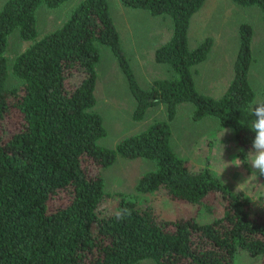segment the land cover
I'll use <instances>...</instances> for the list:
<instances>
[{
  "label": "trees",
  "instance_id": "trees-1",
  "mask_svg": "<svg viewBox=\"0 0 264 264\" xmlns=\"http://www.w3.org/2000/svg\"><path fill=\"white\" fill-rule=\"evenodd\" d=\"M66 1L6 0L0 9V264H134L144 259L233 264L240 250L264 264V211L208 168L190 170L171 147L170 122L177 106L190 102L194 120L215 117L251 149L254 119L248 114L241 118L255 96L248 81L250 25L239 27L231 82L213 97L197 89L191 70L206 59L212 39L206 37L193 49L188 44L191 18L205 0H119L130 9L166 15L172 23L171 37L154 51V60L167 64L172 76L144 89L107 0H80L59 27L38 38L37 10L56 9ZM231 1L257 6L264 20V0ZM14 30L30 45L12 64L19 85L8 87L6 48ZM100 46L110 48L125 75L135 100L133 120H142L151 107L164 104L166 109V120L152 122L114 148L98 144L106 135L94 111ZM117 156L154 161L156 169L140 176L136 191H163L196 207L194 212L165 219L152 206L121 194L116 208L108 210L103 171ZM199 208L211 215L219 210L200 221ZM125 209L131 215L118 218Z\"/></svg>",
  "mask_w": 264,
  "mask_h": 264
},
{
  "label": "rangeland",
  "instance_id": "rangeland-1",
  "mask_svg": "<svg viewBox=\"0 0 264 264\" xmlns=\"http://www.w3.org/2000/svg\"><path fill=\"white\" fill-rule=\"evenodd\" d=\"M5 1L0 0V9ZM79 1L67 0L56 9L40 7L36 12L38 38L59 27ZM107 1L120 32L125 54L140 87L146 89L155 79L171 77L169 66L157 63L152 52L169 37V18L154 17L142 10L126 8L119 0ZM191 21L190 37L188 36L190 48L196 47L206 37L212 39V46L206 59L196 64L197 67L194 69L197 70H194L193 75L198 90L213 97L221 96L231 82L233 63L240 43L239 27L242 23L250 25L252 61L248 70V81L255 93L251 104L262 100L264 20L261 10L257 6H240L231 0H205ZM29 45V41L19 37L17 30L9 34L6 48L8 87L19 85V80L12 72V64L16 55ZM100 54V61L96 65L94 111L101 115L106 135L98 140V144L114 148L123 138L139 133L152 122L166 120V109L164 104H160L149 108L142 120H133L135 100L129 91L125 75L109 47L100 46ZM193 112L194 106L190 102H183L177 106L176 115L170 122L171 147L174 152L185 161L190 170L208 168L229 189L240 190L251 196L253 206L264 211V180L258 176L257 180L250 178L245 181L252 172L248 154L250 148L241 146L235 140L234 131L228 127H221L215 117L206 116L194 120ZM246 114L244 110L241 118ZM235 158L240 159V167L229 163ZM225 163H229V166L227 167ZM155 169L156 164L152 160L117 156L114 163L103 171L104 189L110 195L109 202L106 203L108 210H114L120 196L124 195L135 198L139 205L152 206L155 212L165 219L190 216L196 207L172 200L163 191L150 194L136 191V183L140 176ZM117 194L121 195L118 197ZM220 198L222 201L221 196ZM215 204L218 205V200ZM199 209L196 217L200 221L212 219L219 210L211 215L202 208ZM134 264L156 263L151 259H144ZM233 264H257V259L240 250Z\"/></svg>",
  "mask_w": 264,
  "mask_h": 264
},
{
  "label": "clouds",
  "instance_id": "clouds-1",
  "mask_svg": "<svg viewBox=\"0 0 264 264\" xmlns=\"http://www.w3.org/2000/svg\"><path fill=\"white\" fill-rule=\"evenodd\" d=\"M245 112L255 117L250 128L255 133V137L252 141V147L248 152L252 172L245 181L250 178L257 180L258 176H264V100L255 101L245 109ZM239 161V158H235L229 163L232 166L240 167ZM229 163H225L227 167ZM125 214L130 216L131 210L125 209L124 213L118 214V218H123Z\"/></svg>",
  "mask_w": 264,
  "mask_h": 264
},
{
  "label": "crops",
  "instance_id": "crops-1",
  "mask_svg": "<svg viewBox=\"0 0 264 264\" xmlns=\"http://www.w3.org/2000/svg\"><path fill=\"white\" fill-rule=\"evenodd\" d=\"M126 8H127V7H126ZM133 10H137V9H133ZM142 11H144V10H142ZM145 12H147V11H145ZM147 13H149V12H147ZM149 14H150V13H149ZM150 15H151V14H150ZM151 16H153V15H151ZM160 16H166V15H160ZM193 16H194V15H193ZM154 17H156V16H154ZM167 17H168V16H167ZM168 18H169V17H168ZM192 18H193V17H192ZM192 18H191V20H192ZM169 22H170V30H169L170 33H169V37L167 38V40H169V38H170L171 35H172V23H171L170 18H169ZM191 22H192V21H190L189 31H188V36H189V37H190ZM117 29H118V28H117ZM118 32H119V30H118ZM119 35H120V32H119ZM189 37H188V38H189ZM120 40H121V44H122L121 35H120ZM167 40H165L164 42H166ZM164 42H163V43H164ZM163 43H162V44H163ZM188 44H189V40H188ZM122 45H123V44H122ZM160 45H161V44H160ZM160 45H159V46H160ZM198 45H199V44H198ZM198 45H197V46H198ZM197 46H196V47H197ZM189 47H190V46H189ZM156 48H157V47H155L154 50L152 51V52H153V59H154V51H155ZM193 48H195V47H193ZM193 48H191V49H193ZM123 49H124V48H123ZM195 67H197V65L193 66L192 69H191V70H192V74H193L194 70H197V69H194ZM193 78H194V75H193ZM194 81H195V83H196V80H195V79H194ZM197 86H198V85H197V83H196V87H197ZM197 89H198V87H197ZM204 94H205V93H204ZM207 95H208V94H207ZM218 97H219V96H218Z\"/></svg>",
  "mask_w": 264,
  "mask_h": 264
}]
</instances>
